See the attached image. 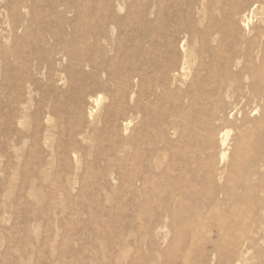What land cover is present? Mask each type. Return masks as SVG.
Wrapping results in <instances>:
<instances>
[{
  "label": "rangeland",
  "instance_id": "rangeland-1",
  "mask_svg": "<svg viewBox=\"0 0 264 264\" xmlns=\"http://www.w3.org/2000/svg\"><path fill=\"white\" fill-rule=\"evenodd\" d=\"M160 2L0 0V264H264V167L252 181L245 183L241 170L229 182L240 186L245 207L234 210L241 200L227 207L221 197L220 227L214 215L210 229L185 227L196 213L204 215L218 191L204 173H188L183 187L196 188L189 196L144 199L145 170L158 176L172 157L164 126L153 116L151 144L142 151L157 158L160 170L144 157L141 167L132 165V111L122 95L131 66L144 60L154 35L170 46L168 55L176 53L180 43L190 44V31L213 35L230 11L214 8L201 23L191 7L166 1L161 10ZM249 6L240 5L235 16L246 12L251 31L259 17ZM237 91L225 104L227 111L236 108L237 118L221 125L229 129L230 144L236 129L250 132V122L259 117L252 112L261 104L249 89ZM171 94L176 98L174 89ZM182 95L184 88L176 99ZM116 97L117 105L111 104ZM158 105V113L174 111L171 103ZM109 106L118 113L107 117ZM263 135L252 134L247 164L264 154Z\"/></svg>",
  "mask_w": 264,
  "mask_h": 264
},
{
  "label": "bare ground",
  "instance_id": "bare-ground-1",
  "mask_svg": "<svg viewBox=\"0 0 264 264\" xmlns=\"http://www.w3.org/2000/svg\"><path fill=\"white\" fill-rule=\"evenodd\" d=\"M166 1L191 7L201 23L204 20V16L209 20L211 13L216 9L221 13L228 6L230 11L227 20L216 24L213 35H204L202 32H195L193 34L190 31L186 37L188 39L186 40L190 44L186 43L183 46L180 43L176 53L173 52L168 55L166 51L170 46L165 44L162 41L163 39L161 40L160 35H154L150 40V45H153V47L150 48L148 53L143 55L144 60L132 64L131 72L125 84L126 89L122 91V95L126 94L127 98H129L132 111L130 113L132 114L131 123L133 129L130 134L131 137H129L133 157L131 162H134L132 164L133 167H141L145 162V164L154 166V170L159 169L160 163L156 160L157 158L151 157V159H148L147 156L144 157L142 151L151 144L149 139L154 132V127L152 126L154 116L159 125L164 126L166 148L170 150L172 159H169L170 161L166 163V167L162 173L155 177L150 176L148 172L146 173V170L144 172L143 168L142 172L145 174L139 169L141 174H143L144 199L149 196L165 195L172 201L178 200L181 196H189L196 188L192 184L185 188L183 187V183L189 180L188 173L193 172L195 175L204 173L207 184L212 185L218 191L214 192V199L210 205L206 206L204 215L200 213H196L197 215L193 214L194 217L186 220L185 227L210 229L212 215L218 220L215 226L220 227L224 216L220 215L218 211L225 209V207L220 205L219 199L221 197L226 199L225 203L227 207L230 206V201L236 198L239 201L241 200L238 207L232 206L234 210L245 207V204L242 202L244 196L239 190L240 186L237 187V184L230 185L229 182H235L238 172H241V170L246 175L244 182L252 181L254 177L258 176V170L264 167V154L256 158L254 157L248 164L245 159L252 141V134L254 132H262L264 134V0H216V7H214L216 9L213 6L211 7L212 0H206V3H204V0H161L159 4L161 10L162 5ZM243 3L250 5L249 12H254L253 10H255V13L258 15L259 19L256 22L258 23L257 29L251 28L252 30L248 31L250 18L246 12L239 18H236L235 11ZM176 17H174V21L179 26L178 21L180 19L177 18V21ZM93 21L97 25L103 23L100 19H93ZM158 25L157 28L159 27ZM152 33L154 32L152 31ZM177 42L179 43V41ZM207 56L208 60L205 61L203 57ZM195 62H198L197 67L194 69L189 68V65ZM182 88L185 89L186 97L183 98L184 95H182L180 99H176L181 95ZM240 88L249 89L253 94L258 96L259 103L261 102V104L258 107L255 106L256 108L252 113H259V117L253 123L250 122V132H248V129L242 127L236 129L237 133L233 138L232 144H230V140L227 138L230 133L227 134L226 132L229 129H225L226 131H224L221 125L228 118L232 119L235 116L236 108L232 107L227 111L225 104L226 102H230L233 93ZM173 89L176 93V98L171 94V90ZM247 99L248 101L250 100L248 97ZM115 101H119L118 97L112 99L111 104H115ZM159 101H164L167 104L171 103L174 111L170 112V114L168 112L158 113L156 110L159 107ZM248 104L250 103L248 102L243 105L249 106ZM118 107L120 109L119 105ZM114 112L118 113V110H114V108L112 109L109 106L106 114L107 117H112ZM243 112H241V116H243ZM236 118L234 117V119ZM241 119H239V124ZM243 122L241 121V123ZM229 123L231 122L229 121ZM234 123L236 125V122ZM123 130L126 133L127 130L122 128ZM263 136L262 138H264ZM157 153L156 155H158ZM143 157L144 162L140 164ZM178 163L181 164L178 178L171 181L173 168L175 165H179ZM241 187L243 188V186ZM246 187L245 185L244 188ZM184 190L186 191L185 194L182 192ZM231 227L233 228L232 225ZM230 246L234 248L236 244L232 243ZM237 263L238 260H235L233 264Z\"/></svg>",
  "mask_w": 264,
  "mask_h": 264
}]
</instances>
